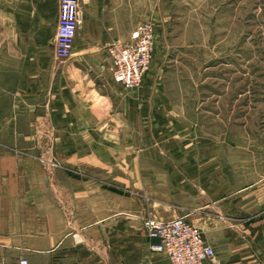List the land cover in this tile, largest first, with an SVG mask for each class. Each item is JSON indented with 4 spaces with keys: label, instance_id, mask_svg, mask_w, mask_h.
<instances>
[{
    "label": "rangeland",
    "instance_id": "1",
    "mask_svg": "<svg viewBox=\"0 0 264 264\" xmlns=\"http://www.w3.org/2000/svg\"><path fill=\"white\" fill-rule=\"evenodd\" d=\"M141 16L154 43L138 87L111 83L105 52L94 61L104 70L95 84L111 87L105 122H75L70 101L48 100L44 69L75 65L52 56L53 39L37 42L15 26L12 45L0 42V214H31L66 233L76 223L142 228L153 192L173 196L182 184L197 194L212 182L204 163L215 147L243 155L264 147V0H141ZM27 50L43 74L34 87L47 91L23 97L17 56ZM191 214L210 236L212 218Z\"/></svg>",
    "mask_w": 264,
    "mask_h": 264
},
{
    "label": "crops",
    "instance_id": "2",
    "mask_svg": "<svg viewBox=\"0 0 264 264\" xmlns=\"http://www.w3.org/2000/svg\"><path fill=\"white\" fill-rule=\"evenodd\" d=\"M79 2L82 17L70 55L75 65L44 69V75L49 76L48 100L64 108L63 101H70L75 122H105L110 109L107 91L111 87H107L108 82L95 84V75L104 74V70L93 64L105 52L107 74L115 85L106 46L126 41L134 33L142 20L141 0ZM58 5L59 0H0V42L6 47L12 45L15 26L28 35L31 32L37 42L54 40ZM5 54L6 59L14 58L11 51ZM51 54L55 58L53 48ZM18 55L21 65L17 74L23 97L31 91H47L42 85L34 87L43 74L30 67V50ZM10 70L14 71L12 67ZM95 98L99 101L96 106ZM97 107L101 114H96L102 116L96 119ZM204 164L213 168L212 182H199L204 189L197 194L182 184L184 189L173 196L169 189L153 192L156 206L147 217H185L188 221L192 210H196L198 214L194 215L199 219L213 220L212 231L207 233L210 236H204L215 251L213 264H264V147L247 149L245 155L234 154L232 149L222 153L215 147L213 163ZM30 215L0 214V264H21L23 260L26 264H169L163 254L149 249L144 227L127 228L124 222L116 228L104 223L87 227L76 223L78 228L66 233L60 224L49 228Z\"/></svg>",
    "mask_w": 264,
    "mask_h": 264
},
{
    "label": "built area",
    "instance_id": "3",
    "mask_svg": "<svg viewBox=\"0 0 264 264\" xmlns=\"http://www.w3.org/2000/svg\"><path fill=\"white\" fill-rule=\"evenodd\" d=\"M79 0H59L53 40L56 59L69 57L81 22ZM154 29L141 22L126 41H113L106 46L114 83L138 87L151 63ZM145 234L151 251L163 254L169 264H213L215 251L199 228L185 217L171 219L146 218ZM26 264V261H21Z\"/></svg>",
    "mask_w": 264,
    "mask_h": 264
},
{
    "label": "trees",
    "instance_id": "4",
    "mask_svg": "<svg viewBox=\"0 0 264 264\" xmlns=\"http://www.w3.org/2000/svg\"><path fill=\"white\" fill-rule=\"evenodd\" d=\"M112 191H115V192H118V193H121V192H119L118 190H115V189H113V188H110Z\"/></svg>",
    "mask_w": 264,
    "mask_h": 264
}]
</instances>
